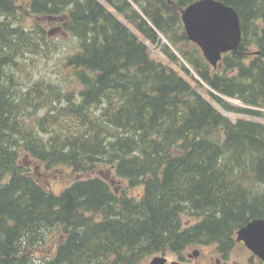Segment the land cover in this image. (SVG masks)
<instances>
[{"label":"trees","instance_id":"obj_1","mask_svg":"<svg viewBox=\"0 0 264 264\" xmlns=\"http://www.w3.org/2000/svg\"><path fill=\"white\" fill-rule=\"evenodd\" d=\"M195 1L0 0V264H146L211 245L226 259L236 231L264 218V124L224 117L145 44L163 37L159 54L211 99L264 118V0H216L242 32L216 69L181 22ZM50 17L77 41L64 63L75 91L23 82L50 50ZM37 165L72 182L55 192Z\"/></svg>","mask_w":264,"mask_h":264},{"label":"rangeland","instance_id":"obj_2","mask_svg":"<svg viewBox=\"0 0 264 264\" xmlns=\"http://www.w3.org/2000/svg\"><path fill=\"white\" fill-rule=\"evenodd\" d=\"M27 25L32 24L31 20ZM40 26L47 33L49 30L59 26L55 21H45L41 20ZM148 46L149 53L151 56L157 60L163 61L168 64L172 69L178 71V73L196 90L198 91L205 99H207L214 108L220 112L222 115L227 117L230 121L235 122L237 120H250L255 122H260L264 124V118H257L253 116L232 113L226 111L220 104L216 103L210 96L206 94L203 89L198 88V86L192 81L191 77L185 75L177 66L170 63L167 59L161 56L157 50H154L153 45L145 41ZM50 50L47 53L41 52L39 56H32L33 59L24 63V72L25 74L23 82L26 84H31L37 80H44L61 86L65 90L75 91L79 88V85L72 79L70 71L67 70L64 66L67 56L74 53L77 49V41L75 38L69 36L66 33H63L62 30L58 33H53L50 36L49 40ZM251 50L257 51L256 48H251ZM198 78V77H197ZM205 87V86H204ZM206 88V87H205ZM228 102L229 100L238 101L242 104L241 101L232 98H225ZM230 102V101H229ZM230 104V103H228ZM230 106H233L230 104ZM235 107V106H233ZM238 108V107H237ZM27 158H23L25 162ZM30 164H27L29 166ZM32 166V165H31ZM32 168V167H31ZM107 175V179L112 185L113 188L118 192L125 188V182L118 177H116L112 169L107 168L106 166L102 168ZM35 175L36 178L43 181L45 186L50 187L55 192H59L68 186L72 182V176L69 173L68 169H57L54 172H46L39 165L35 166ZM91 174L89 176H93ZM85 177V176H84ZM79 178V177H78ZM130 195H136L141 192V188H136L133 190H127ZM195 220L192 219L191 222ZM46 249L41 250V253H44ZM193 251H197V257L188 258L189 254ZM185 262L184 264H256V258L251 255V253L239 243H236L232 251L227 255L226 259H223L219 254L215 252L214 246H197L188 248L185 253L182 255ZM167 260H177V256L165 255ZM151 260V259H150ZM149 260V261H150ZM148 261V262H149ZM147 262V263H148ZM146 263V264H147Z\"/></svg>","mask_w":264,"mask_h":264},{"label":"water","instance_id":"obj_3","mask_svg":"<svg viewBox=\"0 0 264 264\" xmlns=\"http://www.w3.org/2000/svg\"><path fill=\"white\" fill-rule=\"evenodd\" d=\"M181 21L188 40L201 51L205 61L217 68L222 55L237 49L242 32L237 12L230 6L216 0H197L181 11ZM58 31L52 29L51 36ZM164 42L159 38L154 50ZM214 93V92H213ZM246 108L243 104L240 106ZM235 241L255 257L264 262V218H255L236 232ZM193 251L189 257H197ZM147 264H182L167 262L164 256H155Z\"/></svg>","mask_w":264,"mask_h":264},{"label":"flooded vegetation","instance_id":"obj_4","mask_svg":"<svg viewBox=\"0 0 264 264\" xmlns=\"http://www.w3.org/2000/svg\"><path fill=\"white\" fill-rule=\"evenodd\" d=\"M229 53H231V52H229ZM229 53L224 54V55L222 56V58H223L224 56L228 55ZM253 53H256V56H257V57H261L259 51H254ZM254 55H255V54H252V56H254ZM262 61H264V58L262 59ZM256 259H257V258H256ZM177 260H180V259L178 258ZM183 260H184V259H183ZM183 260H180V261L182 262V264L185 263V262H183ZM256 264H264V263L261 262V261H259V260L257 259V260H256Z\"/></svg>","mask_w":264,"mask_h":264},{"label":"bare ground","instance_id":"obj_5","mask_svg":"<svg viewBox=\"0 0 264 264\" xmlns=\"http://www.w3.org/2000/svg\"><path fill=\"white\" fill-rule=\"evenodd\" d=\"M231 104L235 105V106H241V103L238 102V101H232V100H229Z\"/></svg>","mask_w":264,"mask_h":264}]
</instances>
